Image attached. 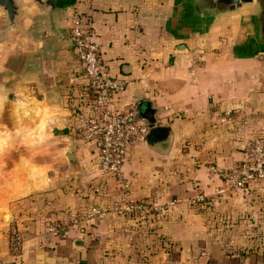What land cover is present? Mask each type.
I'll return each mask as SVG.
<instances>
[{
  "label": "crops",
  "instance_id": "obj_1",
  "mask_svg": "<svg viewBox=\"0 0 264 264\" xmlns=\"http://www.w3.org/2000/svg\"><path fill=\"white\" fill-rule=\"evenodd\" d=\"M182 1L62 0L63 16L57 18L70 35L71 18L80 14L95 32L105 74L126 83L122 93L111 95V112H133L149 126L137 109L150 104V129H168L165 139L131 147L122 166L132 199L162 208L154 216L114 210L118 181L103 172L100 145L80 134L93 95L68 40L51 32L48 18L33 8L23 30L0 42V113L11 125L12 108L33 112V126L43 118L46 135L60 145L47 180L22 182L17 176L31 173L18 160L24 140L7 138L2 157L10 170L0 190L1 210L8 214L0 212V264H235L196 206L215 198L234 217L251 211L241 194L218 192L229 190L247 146L264 132V61L250 50L245 18L179 31ZM92 207L102 215L85 227L50 232L52 224ZM155 224L174 243L172 252L146 250L147 227ZM16 226L22 237L17 255L10 238ZM245 264L262 263L251 256Z\"/></svg>",
  "mask_w": 264,
  "mask_h": 264
},
{
  "label": "built area",
  "instance_id": "obj_2",
  "mask_svg": "<svg viewBox=\"0 0 264 264\" xmlns=\"http://www.w3.org/2000/svg\"><path fill=\"white\" fill-rule=\"evenodd\" d=\"M71 25L70 36L74 43V52L84 67L89 89L94 95L93 104L83 120L81 137L85 142H96L100 145L103 172L114 176L118 181L120 197L114 210L128 216H154L162 208L145 200L134 201L122 174L128 150L146 143L150 127L137 120L133 112L118 116L111 112L108 107L111 95L122 93L126 83L105 74L100 59L101 47L95 40L92 26L78 13L73 14ZM236 174L238 179L229 190L219 191V195L235 194L249 184L264 182V132L247 146L245 160L239 165ZM220 175L224 176L222 173ZM204 200L202 198L200 201ZM101 215L99 208L92 207L85 218L76 215L65 223H54L50 226V232L61 234L70 229H78L83 222ZM10 238L12 252L17 255L22 250V237L17 226L12 229Z\"/></svg>",
  "mask_w": 264,
  "mask_h": 264
},
{
  "label": "water",
  "instance_id": "obj_3",
  "mask_svg": "<svg viewBox=\"0 0 264 264\" xmlns=\"http://www.w3.org/2000/svg\"><path fill=\"white\" fill-rule=\"evenodd\" d=\"M33 8L48 18L51 32L67 39L74 48L71 36L57 22V18L63 16L62 0H0L1 42L12 40L15 33L23 30L21 22ZM237 18H245L251 33L250 50L264 61V0H183L178 8L176 25L179 31L188 33ZM180 48L186 49L183 45ZM137 113L150 127L155 125L150 104H140ZM166 130L151 128L146 139L148 142L165 139ZM67 157L74 161V154Z\"/></svg>",
  "mask_w": 264,
  "mask_h": 264
},
{
  "label": "trees",
  "instance_id": "obj_4",
  "mask_svg": "<svg viewBox=\"0 0 264 264\" xmlns=\"http://www.w3.org/2000/svg\"><path fill=\"white\" fill-rule=\"evenodd\" d=\"M237 179L238 174L234 176V180ZM238 194L248 201L251 211L234 217L222 211L215 198L199 202L196 206L197 211L205 216L209 228L215 230L216 235L219 234L221 237L220 240L226 243L228 253L234 257L235 264H245L251 256H255L258 258V262L264 264V182L249 184L244 190L234 195ZM86 213L85 211L74 213L70 219L76 215L85 218ZM60 222L62 221L56 223ZM84 224L85 222L78 229L85 227ZM146 233L147 238L150 239L146 250L151 248L153 250L156 247L164 249L168 253L174 250V243L160 236L159 225L148 226ZM238 240H240V244ZM143 250L141 249V251Z\"/></svg>",
  "mask_w": 264,
  "mask_h": 264
},
{
  "label": "rangeland",
  "instance_id": "obj_5",
  "mask_svg": "<svg viewBox=\"0 0 264 264\" xmlns=\"http://www.w3.org/2000/svg\"><path fill=\"white\" fill-rule=\"evenodd\" d=\"M10 113H12L13 115L11 125L6 122L4 116H2V113H0V187L1 183L4 180L3 173L6 174V172L10 170V168L7 167V159H4L2 157L3 155H5L3 151L8 148L7 138L11 140L20 137L24 140L23 143H19L20 148L18 149V155L20 156V159L18 160L25 162L26 168H28L31 173L25 176L16 175L19 180H21L22 182L23 180L27 182V179L34 180L35 178H44L45 180H47L49 175L47 171L49 170L50 165L57 164V162H59V160L56 159L53 154L55 151L59 150L60 145L58 143H54L53 140L46 135L47 128L46 126H44L43 118L42 120H40V127H37L33 126V124L35 125L36 122L33 120V112H30L31 114L26 113V115L20 113L17 114L16 110L12 108L10 110ZM40 134L41 139H38V136ZM22 135H24V137ZM31 138V141H27ZM10 161L11 160H9V162ZM16 161L17 159L14 160V162ZM16 176H14L15 181L17 180ZM4 201L5 199L2 196V192L0 190V212H2L4 216H6V214H8V211L1 210V205L4 203ZM8 218H10V215Z\"/></svg>",
  "mask_w": 264,
  "mask_h": 264
}]
</instances>
